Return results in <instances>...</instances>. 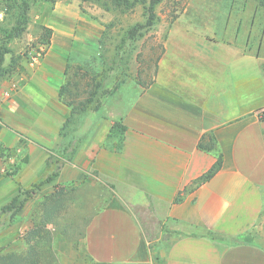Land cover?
<instances>
[{"label": "crops", "instance_id": "0c3cea01", "mask_svg": "<svg viewBox=\"0 0 264 264\" xmlns=\"http://www.w3.org/2000/svg\"><path fill=\"white\" fill-rule=\"evenodd\" d=\"M50 14L43 55L0 86V141L25 148L23 172L35 176L52 154L63 160L55 184L109 193L81 230L90 264H264V21L238 20L223 37L171 29L152 81L73 116L59 94L65 69L97 50L103 25L79 0H56ZM115 121L126 127L119 150L105 143ZM78 124L87 137L63 159V134ZM219 153L217 171L193 184Z\"/></svg>", "mask_w": 264, "mask_h": 264}, {"label": "rangeland", "instance_id": "374dc122", "mask_svg": "<svg viewBox=\"0 0 264 264\" xmlns=\"http://www.w3.org/2000/svg\"><path fill=\"white\" fill-rule=\"evenodd\" d=\"M54 2L31 0L28 6L27 0H0V49L4 52L0 86L38 53L43 55L48 37L42 27H46L45 20L51 17ZM79 3L82 13L103 25L97 50L85 56L75 54L72 60L77 63H69L70 83L63 94L65 99L85 98L93 87V76L100 80L98 109L82 114L96 113L101 101L114 89L129 88L124 91L128 96L129 84L152 81L171 29L191 30L201 35L210 30L223 37L231 34V25L238 20L241 26V20L244 24L250 19L264 21V0H139L126 12L105 10L95 0H79ZM150 5L155 17L149 26L145 23ZM24 13L28 17L26 24L21 23ZM133 27L137 29L134 37L129 38L127 34ZM80 126L76 127L77 134L70 132L63 139L65 149L87 137L89 127L79 133ZM4 127L0 117V133ZM110 141L105 143L109 145ZM19 152L20 149H7L0 141L5 162L0 170V264H90L81 230L92 210L106 205L109 193L98 191L95 195L93 188L81 186L78 181L46 182L63 165V160L52 154L47 157L49 165L37 170L35 176L23 172L26 164L16 158L20 157ZM59 155L63 159L72 157L68 150ZM14 196L22 202V207L13 212L3 211V206ZM146 237L156 239L150 243L154 248L161 243L160 234L150 233ZM170 237L163 234L162 243ZM261 242L264 244V235Z\"/></svg>", "mask_w": 264, "mask_h": 264}, {"label": "trees", "instance_id": "16d2710c", "mask_svg": "<svg viewBox=\"0 0 264 264\" xmlns=\"http://www.w3.org/2000/svg\"><path fill=\"white\" fill-rule=\"evenodd\" d=\"M31 0H27L28 2V6H29V2ZM34 1V0H33ZM45 1H52L54 2V0H45ZM98 3H101V5L104 7L105 10H109L111 8L113 9H117L120 10L121 12H126L132 9V7H134L139 0H95ZM28 8V7H27ZM149 11V16H148V20L146 21L145 25H151L153 22V19L155 17V14L153 12V5H150L148 8ZM28 21V17L25 15H23V20H21V23L26 24ZM44 31H46L48 40L45 42L46 45L49 44V38L51 35V29L48 27L43 26L42 27ZM137 28L133 27L129 30L128 32V37L129 38H133L134 37V33L136 31ZM5 50L7 51L8 49L5 48ZM3 54L4 52L1 51L0 49V63L3 61ZM70 69V64H67L66 69H65V83L61 85L60 88V96L61 99L63 100V102L65 104H67L69 107H71V114L74 115H80L82 113H85L89 110H97L98 109V98L97 95L99 94V88L101 86L100 84V80H96L94 79L95 77L93 76V87L92 89L89 90L88 92V96H86L85 98L81 99V100H75V99H65L63 94L65 91H67V86L69 85L70 82L67 81L68 79V71ZM74 73H76V71H74ZM70 121V119L68 120ZM126 127L120 122V121H115L113 122V124L111 125L108 134H107V138L112 140V144L110 146H107L109 148L115 149V150H119L122 147V139H123V133L125 131ZM63 136H65V138L67 137V133H64ZM19 146V145H18ZM199 148H207V145H204L202 143V141L199 142L198 144ZM209 149H211V143H210V147ZM65 150V146H63V150H61V154L64 153ZM21 154H23V158L20 159V162H24L26 159V154H25V148L23 147V149H21ZM21 156V155H20ZM221 163V154H217V159L216 162L212 165V167L201 177H199L198 179H196L193 184L198 183V182H202L204 179L208 178L209 176H211L215 171H217V169L219 168ZM57 172H54L52 174V176L48 177L45 181H49L51 179H53V176L56 175ZM17 196H14L11 201L9 203H7L6 205L3 206V211H16L18 209H20L22 207V202H20ZM179 198H177L178 200ZM0 258H2V255H0Z\"/></svg>", "mask_w": 264, "mask_h": 264}, {"label": "built area", "instance_id": "2783aa9c", "mask_svg": "<svg viewBox=\"0 0 264 264\" xmlns=\"http://www.w3.org/2000/svg\"><path fill=\"white\" fill-rule=\"evenodd\" d=\"M38 57H40V53H38V56L35 57L33 61H35Z\"/></svg>", "mask_w": 264, "mask_h": 264}]
</instances>
